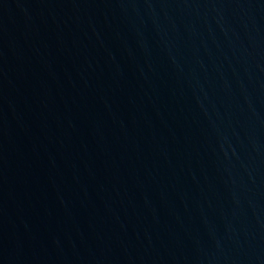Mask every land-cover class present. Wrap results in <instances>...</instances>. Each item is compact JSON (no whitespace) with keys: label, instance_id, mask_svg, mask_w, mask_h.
<instances>
[{"label":"water","instance_id":"95a60500","mask_svg":"<svg viewBox=\"0 0 264 264\" xmlns=\"http://www.w3.org/2000/svg\"><path fill=\"white\" fill-rule=\"evenodd\" d=\"M0 264H264V0H0Z\"/></svg>","mask_w":264,"mask_h":264}]
</instances>
